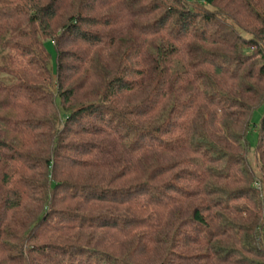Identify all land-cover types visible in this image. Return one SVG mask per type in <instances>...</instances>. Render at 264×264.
Wrapping results in <instances>:
<instances>
[{"label": "trees", "instance_id": "16d2710c", "mask_svg": "<svg viewBox=\"0 0 264 264\" xmlns=\"http://www.w3.org/2000/svg\"><path fill=\"white\" fill-rule=\"evenodd\" d=\"M263 105L264 0H0V264H264Z\"/></svg>", "mask_w": 264, "mask_h": 264}, {"label": "rangeland", "instance_id": "374dc122", "mask_svg": "<svg viewBox=\"0 0 264 264\" xmlns=\"http://www.w3.org/2000/svg\"><path fill=\"white\" fill-rule=\"evenodd\" d=\"M47 51L50 53V55L52 56V60H51V67L53 69H55L56 67V63H55V51H54V47L53 44L48 41L45 44ZM264 113V105L260 106L258 108H256L253 113H252V121L254 123H258V121L260 120L261 115ZM248 140L251 144H253L256 141V134L255 132H252L248 135Z\"/></svg>", "mask_w": 264, "mask_h": 264}]
</instances>
